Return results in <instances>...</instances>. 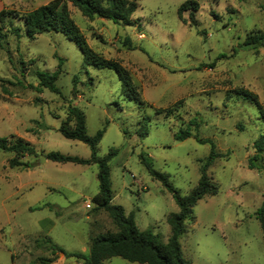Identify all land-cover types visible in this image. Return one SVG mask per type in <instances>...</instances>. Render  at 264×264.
I'll use <instances>...</instances> for the list:
<instances>
[{
    "label": "rangeland",
    "instance_id": "374dc122",
    "mask_svg": "<svg viewBox=\"0 0 264 264\" xmlns=\"http://www.w3.org/2000/svg\"><path fill=\"white\" fill-rule=\"evenodd\" d=\"M50 1L0 5L19 23V16ZM185 1L139 0L136 23L129 25L88 18L68 2L89 45L130 71L138 100L123 92L117 70L85 64L80 47L64 33L31 38L15 36L8 24L3 29L0 135L28 140L36 154L10 166L15 153L0 149V264H82L53 244L88 253L94 236L116 230L106 210H94L98 165L47 158L50 151L91 155L87 143L59 130L70 104L84 111L88 134L105 127L99 155L117 149L110 161L113 203L133 211L139 228H151L161 242L171 235L167 217L179 205L143 156L188 194L214 148L207 173L218 191L198 200L194 218L185 221L183 255L190 264H264V149L254 146L264 138V45L245 44L248 34L264 32V0H198L196 25L183 21L189 11L179 14ZM59 67L60 92L35 87L37 69ZM242 89L255 93L261 108ZM182 129L192 135L176 139ZM105 264L147 263L113 256Z\"/></svg>",
    "mask_w": 264,
    "mask_h": 264
},
{
    "label": "trees",
    "instance_id": "16d2710c",
    "mask_svg": "<svg viewBox=\"0 0 264 264\" xmlns=\"http://www.w3.org/2000/svg\"><path fill=\"white\" fill-rule=\"evenodd\" d=\"M139 0H51L30 12L19 16V23L15 22L16 16L7 8L0 10V44L7 37V31L3 29L8 24L10 32L15 36L21 37L25 32L33 38L37 34L45 31H60L67 37L74 40L84 54V63L92 64L97 68H112L118 71L123 84V92L139 99V92L133 82L130 71L122 66L119 61L107 59L96 52L88 43L85 35L81 32L78 25L71 16L68 8V2L88 17H102L111 19L114 22H122L126 25L136 23L133 14L139 6ZM200 8L198 0H186L179 8V14L189 11V20L183 18V21L192 25L197 24L196 13ZM246 46L258 49L264 45V32H253L247 35L245 39ZM61 68L54 71H45L37 69L36 76L39 83L36 88L48 87L52 91L60 92L56 84ZM76 81V77L74 78ZM240 93L259 105L258 96L247 89L240 90ZM59 130L69 138L80 140L87 143L91 148V155L87 158L78 155L65 154L60 151H50L47 158L57 162H74L78 164L96 163L99 167L98 179L99 190L92 197L96 204L94 210H106L116 225V230H108L93 237L90 245V251L85 252H66L62 247L53 244V248L69 255L76 256L82 260V264H105V261L113 256H121L129 261L147 263V264H190L182 251L181 236L185 232V221L194 218L193 207L206 195L215 194L218 191V185L207 173L209 165L213 162L217 153L212 149L210 155L201 166V176L198 184L188 193L182 194L172 184L169 175L161 172L152 166L148 158L143 156L149 171L172 192V195L179 205L178 212H172L167 220L171 226V235L167 242H161L158 235L151 228L140 229L135 221L134 212L126 213L125 208L120 204L113 203L114 191L111 179L110 161L116 155L117 149L112 147L108 154L101 156L98 154V144L105 132V127L99 129L94 135L88 134L86 115L77 105L70 104L67 117L62 120ZM192 135L190 129H182L175 135L176 139H185ZM205 142V139H200ZM264 138L260 137L254 143L259 152L264 149ZM0 149L14 152V157L9 159L10 166L23 164L22 158L36 154L35 146L22 137L0 135ZM260 155L256 154L254 158L258 159ZM261 157V156H260ZM250 165L255 166L253 159ZM262 228L264 231V204L259 211Z\"/></svg>",
    "mask_w": 264,
    "mask_h": 264
},
{
    "label": "crops",
    "instance_id": "0c3cea01",
    "mask_svg": "<svg viewBox=\"0 0 264 264\" xmlns=\"http://www.w3.org/2000/svg\"><path fill=\"white\" fill-rule=\"evenodd\" d=\"M4 8L3 6L0 5V10ZM75 140V139H74ZM9 161V160H8ZM85 165V164H84ZM87 165H90V164H87ZM0 238H1V235H0ZM0 248H2V244L0 243Z\"/></svg>",
    "mask_w": 264,
    "mask_h": 264
},
{
    "label": "water",
    "instance_id": "95a60500",
    "mask_svg": "<svg viewBox=\"0 0 264 264\" xmlns=\"http://www.w3.org/2000/svg\"><path fill=\"white\" fill-rule=\"evenodd\" d=\"M46 159V156H43Z\"/></svg>",
    "mask_w": 264,
    "mask_h": 264
}]
</instances>
